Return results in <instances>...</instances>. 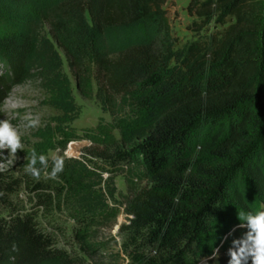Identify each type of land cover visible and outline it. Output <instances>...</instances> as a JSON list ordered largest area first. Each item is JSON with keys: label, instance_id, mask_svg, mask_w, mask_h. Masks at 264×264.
Wrapping results in <instances>:
<instances>
[{"label": "trees", "instance_id": "1", "mask_svg": "<svg viewBox=\"0 0 264 264\" xmlns=\"http://www.w3.org/2000/svg\"><path fill=\"white\" fill-rule=\"evenodd\" d=\"M60 1L44 17L53 39L79 93L114 118L86 140L101 148L96 156L120 165L116 172L136 171L126 178L127 223L119 227L130 240L127 259L228 263L231 239L247 232L240 214L264 211V0H189L196 36L180 48L166 0ZM20 4L35 1L0 0V59L16 76L32 52L21 24L11 28ZM135 31L141 36L119 49L100 50L101 40L125 41ZM8 84L1 76L0 103ZM105 173L66 158L63 171L37 179L34 192L42 205L68 207L73 220L114 217L117 191ZM7 216L0 218V264H72L37 215Z\"/></svg>", "mask_w": 264, "mask_h": 264}, {"label": "rangeland", "instance_id": "2", "mask_svg": "<svg viewBox=\"0 0 264 264\" xmlns=\"http://www.w3.org/2000/svg\"><path fill=\"white\" fill-rule=\"evenodd\" d=\"M34 1L33 6L20 4L11 12L14 17L11 28L21 24L32 46L21 74L14 75L8 63L0 59V77H7L10 87L0 103V120L8 119L18 126L25 145L23 151H18L15 157L7 151L0 152V175L3 179L0 218H7L9 213L31 212L37 215L41 228L48 232L58 247L69 253L72 264H131L124 252L130 240L119 232V227L127 223L124 213L125 197H129L126 178L132 179L136 171L125 170V174L116 172L120 165L96 156L101 148L86 140L91 129L100 123L112 124L114 118L102 111L95 98L86 99L79 93L73 71L69 67V58L53 39L49 21L44 17L50 16L46 15L48 12L55 14L61 1ZM188 1L166 0L163 5L171 37L177 48L194 40L196 36L190 29L195 18L187 14ZM31 7L37 15L32 14ZM209 29L213 31L215 26L211 25ZM140 36L136 31L128 35L125 41L118 35L112 36L109 41L104 40L102 43L101 40L100 50L119 49L122 43ZM26 115L38 119L39 125L25 129ZM33 148L38 154L50 157L57 153L65 159H80L96 171H105L103 177L111 176L117 191L110 205L115 210V216L110 213L103 219L91 220L79 214V219L73 220L72 216L76 214L68 207L40 204L38 194L34 192L37 179L24 170ZM41 177L47 175L42 173ZM136 184H139L138 181ZM241 237H233L230 245L233 240ZM225 262L220 264H228Z\"/></svg>", "mask_w": 264, "mask_h": 264}, {"label": "clouds", "instance_id": "3", "mask_svg": "<svg viewBox=\"0 0 264 264\" xmlns=\"http://www.w3.org/2000/svg\"><path fill=\"white\" fill-rule=\"evenodd\" d=\"M24 121L25 129L39 125V120L31 115H26ZM24 147L19 127L13 125L8 119L0 120V152L7 151L15 157L18 151H23ZM49 160H51L50 172L47 171L50 167ZM64 164V156L53 153L49 157L45 154H38L33 148L24 170L34 179H40L42 173L48 175L49 178H56L63 171ZM239 219L244 221L240 227H246L247 232L240 239L233 240L227 253L228 264H249V261L251 264H264V211L256 214L241 213ZM216 257L217 252H214L211 259H216ZM203 264H206V259Z\"/></svg>", "mask_w": 264, "mask_h": 264}]
</instances>
